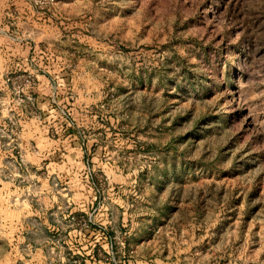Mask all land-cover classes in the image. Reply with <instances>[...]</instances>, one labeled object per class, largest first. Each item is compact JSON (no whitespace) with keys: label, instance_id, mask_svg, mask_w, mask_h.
<instances>
[{"label":"rangeland","instance_id":"374dc122","mask_svg":"<svg viewBox=\"0 0 264 264\" xmlns=\"http://www.w3.org/2000/svg\"><path fill=\"white\" fill-rule=\"evenodd\" d=\"M32 1L0 0V31L37 38L21 8L59 0ZM85 3L84 35L49 40L70 67L45 70L87 72L120 117L105 173L86 163L105 212L74 209L66 150L39 160L36 87L32 116L0 78V264H264V0Z\"/></svg>","mask_w":264,"mask_h":264},{"label":"crops","instance_id":"0c3cea01","mask_svg":"<svg viewBox=\"0 0 264 264\" xmlns=\"http://www.w3.org/2000/svg\"><path fill=\"white\" fill-rule=\"evenodd\" d=\"M85 2L89 3L92 0H59L55 11L48 15L37 13L30 7L21 8L19 19L36 27L40 33L37 38L26 40L12 37L14 32L11 27L6 31H0V75L35 74L38 81L35 90L38 94L40 117L39 120L33 121L42 125L39 131L43 129L45 133L48 131L57 133V138L53 136L51 139L48 134L40 132L44 143L40 148L43 147L45 152L41 153L39 160L44 162L43 165L60 168L62 161L59 160L61 159L59 155L63 157L62 152L66 150L70 163H75L83 171L82 174L77 171L71 175L73 187L70 194L73 197L74 209L88 212L93 209L95 200H98L96 205L98 215L101 216V213L105 212V190L103 189L102 193L99 191L94 182L96 179L86 172V163L92 164L95 170H102L105 173V145L112 146L113 140L108 139L109 135L113 133L118 135L117 133L121 132L120 117L117 119V125L107 123L109 126H105V95L100 87L98 93L94 91V86L89 83L93 78L87 72L71 70L70 73L66 70L60 74V70L53 73L45 70L50 68V62L58 68L70 67L67 65L68 61L58 59L55 55L56 49L49 40L50 36L55 34L65 36L66 32L75 36L84 35L78 31L80 29L78 21L83 19L81 15L87 14L81 6L86 4ZM0 4L2 5L0 9L5 6L4 3ZM2 14L0 11V18H3ZM88 15L89 19L94 18L92 14ZM62 21L69 22L70 25L67 24L65 27L63 25H66V22L62 24ZM71 25L74 26L69 27ZM91 48L89 47V50ZM31 54L36 56L35 64H31L29 60ZM85 82L88 87H84ZM30 156H26L27 160H30ZM152 198L155 200L158 197L155 194Z\"/></svg>","mask_w":264,"mask_h":264},{"label":"built area","instance_id":"2783aa9c","mask_svg":"<svg viewBox=\"0 0 264 264\" xmlns=\"http://www.w3.org/2000/svg\"><path fill=\"white\" fill-rule=\"evenodd\" d=\"M32 3L38 10L46 11L55 6L57 0H33ZM0 78L9 88L16 103L24 107L27 114L37 116V100L33 92H31V89L35 88L37 85L35 74L3 75ZM28 90H30V92H27ZM54 103L56 102L54 101Z\"/></svg>","mask_w":264,"mask_h":264}]
</instances>
